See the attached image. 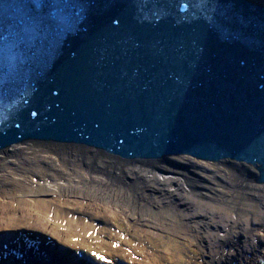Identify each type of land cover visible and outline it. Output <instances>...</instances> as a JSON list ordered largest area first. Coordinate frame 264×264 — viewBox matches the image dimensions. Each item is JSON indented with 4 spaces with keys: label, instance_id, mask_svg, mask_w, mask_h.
Returning <instances> with one entry per match:
<instances>
[{
    "label": "water",
    "instance_id": "1",
    "mask_svg": "<svg viewBox=\"0 0 264 264\" xmlns=\"http://www.w3.org/2000/svg\"><path fill=\"white\" fill-rule=\"evenodd\" d=\"M27 141L264 185V0H0V150Z\"/></svg>",
    "mask_w": 264,
    "mask_h": 264
},
{
    "label": "bare ground",
    "instance_id": "2",
    "mask_svg": "<svg viewBox=\"0 0 264 264\" xmlns=\"http://www.w3.org/2000/svg\"><path fill=\"white\" fill-rule=\"evenodd\" d=\"M248 176L230 161L12 145L0 150V264H264V185Z\"/></svg>",
    "mask_w": 264,
    "mask_h": 264
},
{
    "label": "rangeland",
    "instance_id": "3",
    "mask_svg": "<svg viewBox=\"0 0 264 264\" xmlns=\"http://www.w3.org/2000/svg\"><path fill=\"white\" fill-rule=\"evenodd\" d=\"M236 170V172H237V169H235ZM239 170V169H238ZM246 174H248L247 172H246Z\"/></svg>",
    "mask_w": 264,
    "mask_h": 264
}]
</instances>
